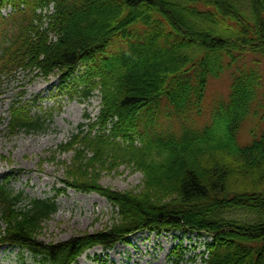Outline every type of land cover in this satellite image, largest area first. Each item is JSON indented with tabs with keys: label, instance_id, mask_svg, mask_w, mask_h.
Listing matches in <instances>:
<instances>
[{
	"label": "trees",
	"instance_id": "1",
	"mask_svg": "<svg viewBox=\"0 0 264 264\" xmlns=\"http://www.w3.org/2000/svg\"><path fill=\"white\" fill-rule=\"evenodd\" d=\"M20 1L27 6L0 21V85L19 72L26 80L55 76L71 98L101 97L96 118L86 114L61 145L74 153L65 182L97 192L115 210L106 229L47 242L41 233L58 211L56 195L29 197L7 179L0 183V244L26 250L38 264H73L96 246L169 231L207 238L199 264H264V129L240 141L263 87L264 0H0V8ZM234 67L209 122L188 123L204 111L210 78ZM151 71L156 82L135 91ZM26 103H11L8 132L50 126L52 111ZM162 115L188 125L163 129ZM121 164L143 173L139 189L101 183L104 171Z\"/></svg>",
	"mask_w": 264,
	"mask_h": 264
},
{
	"label": "rangeland",
	"instance_id": "2",
	"mask_svg": "<svg viewBox=\"0 0 264 264\" xmlns=\"http://www.w3.org/2000/svg\"><path fill=\"white\" fill-rule=\"evenodd\" d=\"M21 2V1H20ZM18 2V3H20ZM25 2L20 8L26 7ZM12 4L6 9L9 13ZM180 16L190 18V14L180 10ZM107 20V19H106ZM100 22L94 23V27ZM113 45H111L112 47ZM250 58L246 62L250 63ZM264 75V60L261 61ZM234 68L226 69L220 77H211L203 102L201 114L193 112L187 121L199 127L209 122V114L215 102L226 97L230 90ZM152 72V71H151ZM134 83L137 92L145 90L146 83L156 82L153 72ZM17 77L4 79L0 85V182L8 178L15 191H24L29 197H53L56 195L58 211L43 223L41 238L50 241L66 240L72 236L106 229L114 215L112 204L97 192L81 191L65 182V163H71L73 151H63L61 145L71 139L82 122H87L86 114L95 118L101 107V97L96 95L88 101L71 98L61 90L59 77H36L26 80L23 73ZM27 101L34 111L53 112L47 129L27 133H10L7 130L8 110L13 101ZM240 129L242 144L251 142L255 134L264 129V79L263 87L254 110ZM185 123L181 119H168L164 115L157 125L166 130L180 132ZM188 125V124H185ZM223 134H220L222 136ZM224 136V135H223ZM224 138V137H223ZM143 173L128 164L106 170L101 183L118 190H137L143 182ZM173 232H150L148 230L129 236L127 241L118 242L109 250L96 246L86 251L73 264H197L201 263L205 236L196 234L178 236ZM178 236V237H177ZM181 249L177 255L173 251ZM195 258L192 260L191 258ZM0 264H38V260L26 250L16 246L0 244Z\"/></svg>",
	"mask_w": 264,
	"mask_h": 264
},
{
	"label": "bare ground",
	"instance_id": "3",
	"mask_svg": "<svg viewBox=\"0 0 264 264\" xmlns=\"http://www.w3.org/2000/svg\"><path fill=\"white\" fill-rule=\"evenodd\" d=\"M101 25H102V26H104V25H105V23H102Z\"/></svg>",
	"mask_w": 264,
	"mask_h": 264
}]
</instances>
